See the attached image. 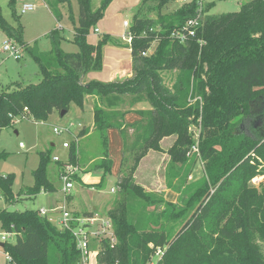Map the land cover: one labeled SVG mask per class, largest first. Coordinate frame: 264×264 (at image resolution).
I'll list each match as a JSON object with an SVG mask.
<instances>
[{"label": "trees", "instance_id": "trees-1", "mask_svg": "<svg viewBox=\"0 0 264 264\" xmlns=\"http://www.w3.org/2000/svg\"><path fill=\"white\" fill-rule=\"evenodd\" d=\"M58 1L67 5L68 20L75 24V30L72 39L57 29L51 31L55 59L45 64L24 40L17 0H9L11 21L0 6V30L34 58L42 75L38 84L15 83L0 92V131L13 127L16 118L31 117L47 123L54 113L68 114L72 104L82 109L87 95L99 96L110 108L123 96L133 97L132 104L148 100L152 109L137 111L142 121L134 125L125 124V113L95 109L94 131L103 150L87 172L102 171L98 187H103L113 168L108 130L120 131L124 154L129 148V132L133 131L130 152L135 165L124 171L123 156L118 186L154 208L143 227L130 220L124 207L108 213L116 243L111 239L101 242L99 264H264L260 245L264 242V185L260 189L251 186L254 178L264 177V137L242 129L246 119L256 116L257 105L264 104V0H252L238 12L218 16L208 14L215 3L206 5L198 39L185 45L172 33L196 16L197 0L169 15L162 10L176 0H153L152 7L148 5L152 0H145L130 27L134 77L109 84H84L83 79L103 67V50L111 37L105 35L93 44L89 36L115 0H102L98 9L93 8V0H76L78 20L72 0ZM145 5L155 9V20L142 14ZM153 46V53L145 56ZM35 49L46 57L38 44ZM164 71L180 72L172 88L164 82ZM192 88L198 98L194 104L189 100ZM194 125L200 128L198 138L192 133ZM169 137L175 140L166 153L171 172L180 181L181 187L175 189L186 196L182 206L152 197L133 181L141 160L150 151L165 152L162 142ZM39 157L38 168L33 171L34 185L18 194L13 191L14 175H0L6 204H15L22 196L35 199L43 192H57L49 178L51 153L41 152ZM7 158V153L0 154V160ZM199 160L206 175L189 183ZM56 164L60 176L66 164L78 167L76 142H71L67 162ZM161 204L164 209L156 211ZM0 225L5 232L15 234V240L6 242L4 250L17 264L81 261L73 232L58 229L39 210L0 209Z\"/></svg>", "mask_w": 264, "mask_h": 264}, {"label": "rangeland", "instance_id": "rangeland-1", "mask_svg": "<svg viewBox=\"0 0 264 264\" xmlns=\"http://www.w3.org/2000/svg\"><path fill=\"white\" fill-rule=\"evenodd\" d=\"M177 1L178 0L168 4L162 10V14L169 15L170 13H173L175 10H177L180 7ZM204 1L205 6L215 3V6L209 11L208 14L218 16L222 14L238 12L243 4H247L252 0ZM31 2L36 5L35 11L22 15L20 13L21 7L17 3V15L19 16L20 22L23 25L24 39L29 42L28 46L33 45L36 40L40 39L41 41L38 43V46L42 51H44L46 45L50 43L48 36H45V34L49 33L53 29H56V17L54 15L53 9L43 0L40 2H38V0H31ZM101 2L102 0H93V8L98 9L101 5ZM141 4L142 0H115L107 9L105 17L103 18L104 20L98 25L99 31L101 30L100 33L96 34L94 31L89 36V41L93 44H97L105 35H110L111 42L104 47V65L107 70L112 68L115 61H125L126 59L130 58L127 48H124L123 46L126 45V42H124L122 38L130 30L124 26V21H129L131 27L133 23V14L135 13L137 7ZM153 4L154 1L152 0V2L148 5H151L152 7ZM148 5L144 6L142 14L146 16L149 14L150 17L155 20L157 13L154 8L150 9ZM0 6L2 7L4 16L9 21H11L9 0H0ZM75 20H78V16L77 18L75 17ZM70 27L71 25H68L69 31L65 30L66 32L63 33L65 36H70L72 34V29ZM5 40L6 35L2 30H0V92L7 89L8 87H13L15 83H20L22 85L40 83L42 80V75L34 58L26 52L20 61L11 57L8 53L3 51ZM179 73L180 72L177 71L163 72L164 82L166 83L167 87H173L175 80L177 79L178 75H180ZM193 86L194 84L192 83V87ZM132 98L133 97L129 96L122 98V103L128 104V101L131 102ZM189 100L192 104L198 100V98L195 97L193 88L190 92ZM142 102L145 103L147 107H151L146 98H144V101ZM97 107L99 106H96V108ZM71 108L72 109L69 115L65 118H61L58 115H52L47 123L36 122L31 117H26L25 119L21 120L16 118L12 122L13 127L2 130L0 135V154L7 153L8 158L5 160H0V175H14L15 180L13 191L16 194H18L25 187L34 185L33 171L38 168L40 162L39 153L49 151L52 158H54L56 155L59 156L63 161H65L67 158L69 150L63 148V143L76 142V138L73 137V131H75L77 128L76 124L78 121L81 122V116L78 114L79 108L75 104H72ZM256 110V116H254L252 119H246L243 123L242 129L248 134L262 138L264 137V104L260 102L259 105H257ZM70 125L71 130H69L68 133L63 132L59 135L54 132L55 127H69ZM192 133L195 138H198L200 128L196 125L192 126ZM134 139L135 134L133 131H130L127 140L129 148L124 154V171L128 170V168L133 166V164L135 165L134 154L130 152V148H133ZM174 140L175 138L173 137L163 140L162 147L165 150L163 153L150 151L138 164L135 170L133 181L135 184L140 186L145 191V193L151 195L152 197H156L164 202L178 203V205L182 206L186 196H180L179 192L175 189V187L180 188L181 185L179 184L180 181L177 178H174L173 174L175 172H171L172 164L170 162V157L166 153V151L173 144ZM111 143V154L115 160L123 158L124 150L123 148H120V143L115 140L113 135ZM21 144H23V147L20 146ZM53 144L55 147L52 146ZM102 150L103 149L99 134L97 132H93L92 136L88 137L81 146L80 151L82 153L79 156V168L76 171L78 178L74 180L75 187L71 191H73L75 194L76 191L80 190L82 192V196H84L87 200H90L93 195L100 193L103 198L111 199L113 201L114 206L111 203V211H116L124 207L128 212L130 220H133L138 227H143L150 220L149 215L154 210V208L147 205L146 202L141 200L132 192H125L119 188V186L117 187L116 176L111 174L109 177H107L103 187H98V185L82 186L81 182L78 180L79 177H82L83 179L85 178V174L81 170L89 165L90 160H98ZM92 165L93 163L88 167L87 171L90 170ZM57 170V164L53 161L49 167V178L55 184L57 190H62L64 185L61 181V176L58 175ZM87 173L95 174L94 177L98 175L96 171H90ZM205 175L206 171L204 163L199 160L192 176L189 177L188 182H196ZM261 178L264 177L261 176L254 178L251 182V186L256 189H260L262 185H264L259 182ZM109 179L113 181L112 184L109 182ZM85 182L92 181L88 180ZM172 186L174 188H172ZM112 188H114L113 192L111 191ZM65 194L69 193H60L58 194V197H64L66 196ZM43 206H46V202L42 199V197L29 199L25 196H22L15 204H6L0 191V209H6L9 211H24L27 209L38 210V208ZM61 206H63V203ZM163 209L164 205L161 204L157 207L156 211H162ZM111 211H105L107 217L104 218L108 219V213ZM55 214L61 216L62 211ZM52 219L53 224L56 225L58 229H61L58 216H52ZM100 220L103 219L100 218ZM102 225L103 221L98 222L97 225L92 230H90V236L93 234L94 236L96 235L99 240H103L106 236V227L104 228ZM14 240L15 238H12L10 241ZM260 245L264 251V242L261 241ZM0 264H3L2 258H0Z\"/></svg>", "mask_w": 264, "mask_h": 264}, {"label": "crops", "instance_id": "crops-1", "mask_svg": "<svg viewBox=\"0 0 264 264\" xmlns=\"http://www.w3.org/2000/svg\"><path fill=\"white\" fill-rule=\"evenodd\" d=\"M40 1L38 0V2H40ZM43 1L45 3H47L54 11V15L56 17L55 19L57 22V27H56L57 30L62 31V32L69 31L68 25H71L70 28L72 29V34L70 36H66V37L68 39H72V36L74 34L73 31L75 29V25H73L68 20V7H67V5L60 3L58 0H43ZM144 1L145 0H142V4ZM142 4L137 7L135 13L133 14V17L137 13V11L140 9ZM72 7H73L74 15L77 18V16L79 15V6H78V3L76 0H72ZM35 10H36V8H35ZM125 22L126 21H124V23ZM127 22H129V21H127ZM60 25H61L62 29L59 28ZM56 29H53V30H56ZM97 29H99L98 26H97ZM50 33H51V31L49 33L45 34V36H48L50 39V43L48 45H46V47L44 49V53H45L46 57H44L42 55V53L40 51H38V49H35V46L41 41L40 39L36 40L33 45L29 46L30 51L33 54L38 55L44 64L45 63H52L55 59V50H54L52 39L50 37ZM125 36H123L122 39L124 42H126L125 43L126 45H123V46H124V48H127V51L130 54V58L126 59L125 61H123V60L115 61L113 63L112 68L110 70H107L105 65H104L105 63H104V50H103V67H102V69L100 71L91 72V73L87 74L83 79L84 84H87V83L92 82V81H97V82H101V83H105V84L123 83V82H125L129 79H132L134 77L133 61H132V57H131V48H130L131 45L124 39ZM7 40H9V39L6 38L5 41H7ZM24 40H25V42H27L26 39H24ZM27 43L29 45V42H27ZM24 55H25V52L22 51V56L20 59H18V61H20L24 57ZM126 97L127 96H123L122 98H126ZM85 98L86 99H85L84 107L82 109L79 108V113H78L79 116H81V118H80L81 122L78 121V123L76 124L77 128L75 129V131H73V137L76 138V144L78 146V156H80V154L82 153L80 151V149H81V146L83 145L84 141L88 137L92 136L93 132H95L94 131V128H95L94 114H95L96 106L102 107L106 111H120V112L122 111V113H125L124 121H125V124H127V125H134V124L140 123L142 121V117L137 113V111H148V110L152 109L151 107L150 108L147 107L145 105V103H143V102H138V103L132 104L131 102L128 101V104H126V103L123 104L121 100L117 102L116 106H113L112 108H110L107 105H105L100 100L99 96H97V95H87ZM71 109H70V111H71ZM69 113L66 114L65 117L68 116ZM54 115H58L61 118H65V117H62L61 114H59V113H54L53 116ZM70 130H71V128H70ZM1 133H2V131H0V135H1ZM112 135L114 136L115 140L120 143V148H123V150H124V141H123L122 135H121L119 130L114 129V128H110L108 130V139H109L108 152H109L110 159H112V161H113L112 175L116 176L117 187H118V184H119L120 179L122 177L121 163H122L123 158H121L119 160L118 159L115 160V158L111 154ZM162 144H163V142H162ZM22 145L23 144H21L20 146L23 147ZM52 146L55 147L54 144ZM123 156H124V151H123ZM54 157H58L61 160V162H63V163H66L67 158H68V156H67L65 161H63L57 155ZM95 161H97V159L90 160L89 165L86 168H83L81 170L85 174L84 179L82 177H79V179H78L81 182L82 186H86V185H95L96 186L101 182V178L103 176L102 171H96V173L98 174L96 177H94L95 174H93V173H87L88 167L92 163H94ZM55 163H57V162H55ZM57 171H58V175H60L59 170H57ZM88 180L92 181V182H85ZM109 182H111V184L113 183V181L111 179H109ZM28 187H31V186H28ZM111 191L113 192L114 188H112ZM60 193H64L63 189L57 190L56 193H51V194L43 192L39 196H37V197H42V199L46 202V206L40 207V208H38V210L39 211L40 210H46L48 212L47 217L52 221V223H53L52 216L53 217L58 216V221L60 223L62 215L59 216L58 214H55V213L60 212L62 210H67L70 213H72L74 216L77 215V217H79L81 219H85V218H90V219L91 218H98V219H100L101 218L103 220H109V218L107 219L104 217H107V214L105 211H111L112 205L114 206L113 201L111 199L103 198L99 193L97 195L96 194L93 195L90 200H87L84 196H82V194H81L82 192L80 190L76 191L75 194L73 193V191H71V192H69L70 195L65 194L66 196H64V197L60 196V198H59L58 194H60ZM62 203H63V206H61ZM111 203H112V205H111ZM79 213H80V215H79Z\"/></svg>", "mask_w": 264, "mask_h": 264}, {"label": "built area", "instance_id": "built-area-1", "mask_svg": "<svg viewBox=\"0 0 264 264\" xmlns=\"http://www.w3.org/2000/svg\"><path fill=\"white\" fill-rule=\"evenodd\" d=\"M194 0H178V4L181 6L188 4ZM205 1L204 0H197L198 9L196 11V16L189 19L184 25L175 29L172 33V37L179 41L181 44H187L189 41L198 39L200 31L203 28L204 20L206 17L205 12ZM17 3L20 5V13L22 15L27 14L35 10L36 5L31 2V0H17ZM124 26L130 29L129 22H125ZM62 29L61 25L59 27ZM153 31V30H152ZM95 33H100L99 29H95ZM130 45L133 40V36L129 30L124 38ZM199 43L204 45L205 42L199 39ZM154 47L150 49L148 52L144 53L145 56L150 55L153 53ZM3 51L8 53L10 56L15 58L16 60L20 59L22 56L23 49L16 44L12 40H7L4 43ZM71 125L69 127H56L54 128V132L56 134H62L63 132H67L70 130ZM23 146V145H22ZM71 143H64L63 148L70 149ZM197 151V149H196ZM53 161L60 162L61 160L58 157H54ZM78 167H74L70 164L65 165L64 172L61 174V181L63 182V191L70 192L75 186L73 177L76 175V171ZM260 183L264 184V178H261ZM42 216H48V212L46 210L39 211ZM103 221V227L105 229L106 236L104 239H111L113 244L116 243L113 233V225L111 220H100L98 218H85L81 219L79 217L74 216L67 210H62V218L60 221V226L63 229H68L73 232L77 249L81 253V261L79 264H99L98 258L101 251V242L104 240L98 239L95 235L90 236V230H92L98 222ZM109 233V234H108ZM15 237L13 233L5 232L1 225H0V258L3 259V264H17L12 256L4 250V245L6 242L10 241L12 238ZM159 255V253H158Z\"/></svg>", "mask_w": 264, "mask_h": 264}, {"label": "water", "instance_id": "water-1", "mask_svg": "<svg viewBox=\"0 0 264 264\" xmlns=\"http://www.w3.org/2000/svg\"><path fill=\"white\" fill-rule=\"evenodd\" d=\"M66 114H67L66 112H62V113H61V116H62V117H65ZM1 246L4 247V245H1Z\"/></svg>", "mask_w": 264, "mask_h": 264}]
</instances>
